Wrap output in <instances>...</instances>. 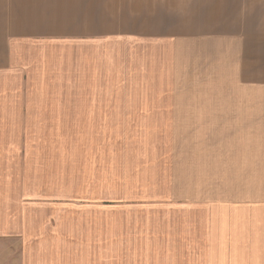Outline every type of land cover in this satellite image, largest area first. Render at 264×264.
Masks as SVG:
<instances>
[{"label":"crops","instance_id":"obj_1","mask_svg":"<svg viewBox=\"0 0 264 264\" xmlns=\"http://www.w3.org/2000/svg\"><path fill=\"white\" fill-rule=\"evenodd\" d=\"M28 42L108 45L70 84L135 94L151 101L135 123L176 125L182 263L264 264V0H0V73Z\"/></svg>","mask_w":264,"mask_h":264},{"label":"rangeland","instance_id":"obj_2","mask_svg":"<svg viewBox=\"0 0 264 264\" xmlns=\"http://www.w3.org/2000/svg\"><path fill=\"white\" fill-rule=\"evenodd\" d=\"M106 46L24 43L0 73L6 264H190L177 251L176 125L135 123L151 120L135 94L70 84Z\"/></svg>","mask_w":264,"mask_h":264}]
</instances>
